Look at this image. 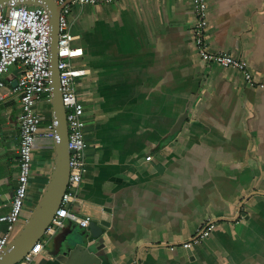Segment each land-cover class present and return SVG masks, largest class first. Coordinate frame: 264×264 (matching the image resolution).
Returning a JSON list of instances; mask_svg holds the SVG:
<instances>
[{"label":"crops","instance_id":"obj_1","mask_svg":"<svg viewBox=\"0 0 264 264\" xmlns=\"http://www.w3.org/2000/svg\"><path fill=\"white\" fill-rule=\"evenodd\" d=\"M69 6L73 45L84 50L73 65L89 167L76 210L104 229L97 264H264V90L198 57L191 0ZM208 6L211 52L245 60L264 83V0ZM20 72L5 76L8 90ZM42 108L43 132L53 121L50 101ZM21 115L17 95L0 101V216L11 213L17 189ZM46 140L34 148L16 232L54 169V142ZM208 224L215 229L202 246L182 248ZM6 230L0 225V238ZM85 231L69 222L42 238L44 250L30 264H69L64 250Z\"/></svg>","mask_w":264,"mask_h":264},{"label":"built area","instance_id":"obj_2","mask_svg":"<svg viewBox=\"0 0 264 264\" xmlns=\"http://www.w3.org/2000/svg\"><path fill=\"white\" fill-rule=\"evenodd\" d=\"M62 6L59 18L58 69L60 72V90L66 110L68 124V149L70 153V175L67 189L60 203L59 210L46 230L43 238H51L65 229L66 221L88 229L92 219L82 217L76 210L78 193L84 178L89 173L87 162L88 145L85 140V107L79 100L76 90L74 61L84 56L82 48L74 47L77 37L72 33L69 23L71 9L69 2L80 5L114 4L118 0H54ZM195 20L192 25L193 42L198 57L220 68H232L243 77L245 84L252 89L264 90V83L257 82L248 63L229 53H212L208 41L210 13L208 0H191ZM31 0H17L6 7H0V101H6L11 95L20 98L22 115L20 117L19 172L17 189L9 215L0 216V225H6L5 235L0 238V256L4 253L16 232V225L24 212L29 198L30 183L33 174L34 148L38 138L59 141L55 132L56 121L42 132L40 104L51 100V41L52 25L50 12L41 6H32ZM13 67L21 69L17 86L7 89L5 76ZM152 156L146 160L151 162ZM214 224L198 229L195 237L182 244L185 250L193 246H202L212 235ZM44 250L40 240L26 255L21 264L32 263ZM175 251V247H171ZM138 264V262H134Z\"/></svg>","mask_w":264,"mask_h":264},{"label":"water","instance_id":"obj_3","mask_svg":"<svg viewBox=\"0 0 264 264\" xmlns=\"http://www.w3.org/2000/svg\"><path fill=\"white\" fill-rule=\"evenodd\" d=\"M17 0H0V7H6ZM32 6H41L51 14V72L52 96L51 108L53 121L57 122L55 132L59 141L54 142L55 164L46 190L30 219L10 240L4 253L0 256V264H21L32 248L44 237L46 230L59 210L61 200L67 189L70 175V153L68 149V124L66 110L60 90V72L58 69L59 18L62 6L54 0H31ZM179 121L176 129L182 124ZM88 232H84L82 241L70 242L64 250V257L69 264H97L99 262L100 245L104 244V229L92 221Z\"/></svg>","mask_w":264,"mask_h":264},{"label":"rangeland","instance_id":"obj_4","mask_svg":"<svg viewBox=\"0 0 264 264\" xmlns=\"http://www.w3.org/2000/svg\"><path fill=\"white\" fill-rule=\"evenodd\" d=\"M50 103H51V102H50ZM40 113H41L42 117L44 118L46 115H48L49 112H48L47 109L42 108V109L40 110ZM42 139H43V142L46 143V146L49 145L48 143H49L50 141H48V140H46V139H44V138H42ZM47 142H48V143H47ZM69 222H70V221H66V222H65V225L67 226ZM70 223H71V222H70Z\"/></svg>","mask_w":264,"mask_h":264}]
</instances>
